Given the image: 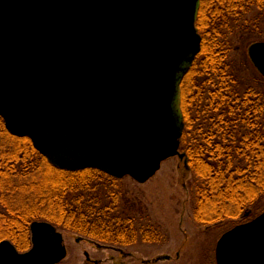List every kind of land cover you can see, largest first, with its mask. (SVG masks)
<instances>
[{
	"label": "water",
	"instance_id": "obj_1",
	"mask_svg": "<svg viewBox=\"0 0 264 264\" xmlns=\"http://www.w3.org/2000/svg\"><path fill=\"white\" fill-rule=\"evenodd\" d=\"M198 6L199 0H0L6 130L70 171L94 168L144 183L170 157L186 164L180 82L201 50ZM247 54L264 77V41L249 44ZM29 229L26 251L0 240V264L65 258L62 233L51 222L35 220ZM214 255L215 264H264V210L223 232Z\"/></svg>",
	"mask_w": 264,
	"mask_h": 264
},
{
	"label": "trees",
	"instance_id": "obj_2",
	"mask_svg": "<svg viewBox=\"0 0 264 264\" xmlns=\"http://www.w3.org/2000/svg\"><path fill=\"white\" fill-rule=\"evenodd\" d=\"M195 25L201 50L180 82L181 179L191 176L198 224L238 218L235 225L264 210V77L246 84L245 69L231 57L234 38L242 47L264 41V0H199ZM120 179L51 165L28 137L10 134L0 116V240L18 250L29 248L33 220L115 246L165 239L141 205L124 199Z\"/></svg>",
	"mask_w": 264,
	"mask_h": 264
},
{
	"label": "rangeland",
	"instance_id": "obj_3",
	"mask_svg": "<svg viewBox=\"0 0 264 264\" xmlns=\"http://www.w3.org/2000/svg\"><path fill=\"white\" fill-rule=\"evenodd\" d=\"M234 42L236 45L231 57L245 69L242 74L246 84H254L260 76L248 59V46L242 47L237 38ZM183 166L184 162L173 156L164 160L155 175L144 183H138L129 176L119 180L124 199L137 207L141 205L150 222L165 233V239L157 243L120 246L122 254H119L117 249L96 247L92 242L94 240L54 225L62 233L67 251L65 258L57 264H87L85 252L92 262L97 260L100 264H215L214 251L218 238L239 219L198 224L191 215V196L187 189L191 176L182 181ZM260 209H264V197ZM162 255H168L169 259H159Z\"/></svg>",
	"mask_w": 264,
	"mask_h": 264
},
{
	"label": "flooded vegetation",
	"instance_id": "obj_4",
	"mask_svg": "<svg viewBox=\"0 0 264 264\" xmlns=\"http://www.w3.org/2000/svg\"><path fill=\"white\" fill-rule=\"evenodd\" d=\"M240 223V222H239ZM237 224V223H236ZM94 245H96V247H99V246H103V247H106V248H110V249H113V250H118V253L119 254H122V251H121V248H119L120 246H115V245H111V244H102V243H98L96 241H92ZM85 254V253H84ZM86 256V255H85ZM89 256V255H88ZM169 259V258H168ZM95 261V260H94ZM97 264H100L99 261H97ZM87 264H93V262L89 259L88 261H86Z\"/></svg>",
	"mask_w": 264,
	"mask_h": 264
}]
</instances>
